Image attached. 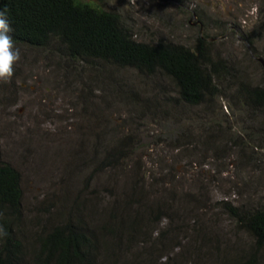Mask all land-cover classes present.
<instances>
[{"label": "rangeland", "instance_id": "rangeland-1", "mask_svg": "<svg viewBox=\"0 0 264 264\" xmlns=\"http://www.w3.org/2000/svg\"><path fill=\"white\" fill-rule=\"evenodd\" d=\"M82 1L136 41L201 46L214 90L189 105L165 77L13 42L0 152L20 174L27 237L69 215L144 217L153 264H235L253 243L236 212L264 208V117L243 91L264 87V0Z\"/></svg>", "mask_w": 264, "mask_h": 264}, {"label": "trees", "instance_id": "trees-1", "mask_svg": "<svg viewBox=\"0 0 264 264\" xmlns=\"http://www.w3.org/2000/svg\"><path fill=\"white\" fill-rule=\"evenodd\" d=\"M0 12L15 43L36 47L56 43L72 60L165 77L176 85L177 99L189 105L200 103L214 90L201 46L191 50L169 42L136 41L115 13L98 5L82 0H0ZM243 91L247 105L264 117V87ZM236 215L253 243L235 264H264V208ZM142 218L139 223L118 217L91 225L69 215L43 226L29 239L20 174L0 152V264H107L105 255L117 251L132 258L133 264H153V230L146 227L150 219ZM151 219V223L161 220Z\"/></svg>", "mask_w": 264, "mask_h": 264}, {"label": "clouds", "instance_id": "clouds-1", "mask_svg": "<svg viewBox=\"0 0 264 264\" xmlns=\"http://www.w3.org/2000/svg\"><path fill=\"white\" fill-rule=\"evenodd\" d=\"M11 31L5 14L0 12V81H9L13 76V66L20 59L19 50L14 48Z\"/></svg>", "mask_w": 264, "mask_h": 264}, {"label": "water", "instance_id": "water-1", "mask_svg": "<svg viewBox=\"0 0 264 264\" xmlns=\"http://www.w3.org/2000/svg\"><path fill=\"white\" fill-rule=\"evenodd\" d=\"M259 61L262 62V64L264 65V62H263V60H262L261 58L259 59ZM263 67H264V66H263Z\"/></svg>", "mask_w": 264, "mask_h": 264}]
</instances>
